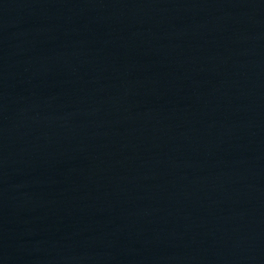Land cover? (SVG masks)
Masks as SVG:
<instances>
[{
	"label": "water",
	"instance_id": "95a60500",
	"mask_svg": "<svg viewBox=\"0 0 264 264\" xmlns=\"http://www.w3.org/2000/svg\"><path fill=\"white\" fill-rule=\"evenodd\" d=\"M0 264H264V0H0Z\"/></svg>",
	"mask_w": 264,
	"mask_h": 264
}]
</instances>
